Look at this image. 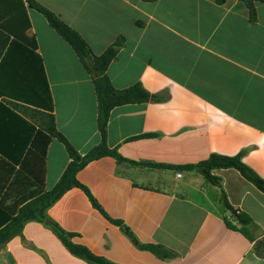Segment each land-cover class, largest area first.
Segmentation results:
<instances>
[{
	"label": "crops",
	"instance_id": "crops-1",
	"mask_svg": "<svg viewBox=\"0 0 264 264\" xmlns=\"http://www.w3.org/2000/svg\"><path fill=\"white\" fill-rule=\"evenodd\" d=\"M33 1L75 31L95 56L124 39L106 70L115 89L140 83L151 95H168L112 109L106 145L120 160L102 157L76 173L106 217L78 187L50 205L47 217L72 243L113 264H264L254 251L264 243V193L234 169L212 172L218 187L184 168L212 154L240 155L264 179V3H255L256 21L250 22L241 0ZM18 2L0 0V225L4 212L50 191L70 162L54 138L40 159L35 131L47 112L5 93L24 90L28 97L35 54L57 132L80 155L100 142L92 76L43 16L26 0L20 12ZM222 192L232 211L220 201ZM233 211L251 224L239 225ZM148 244L174 257L161 260L138 248ZM0 264L88 263L46 225L30 220L0 246Z\"/></svg>",
	"mask_w": 264,
	"mask_h": 264
},
{
	"label": "trees",
	"instance_id": "trees-1",
	"mask_svg": "<svg viewBox=\"0 0 264 264\" xmlns=\"http://www.w3.org/2000/svg\"><path fill=\"white\" fill-rule=\"evenodd\" d=\"M249 14L250 22L256 21L255 3H264V0H241ZM218 4H223L225 0H216ZM28 8L36 11L46 20L49 27L63 40L65 41L75 55L80 60L84 70L92 76V83L97 103V129L100 137V142L97 146L93 147L87 154L80 155L74 147L66 140V138L57 132L54 125V117L52 116L53 102L49 93L48 85L44 75L42 61L38 55L35 54L33 62V87L29 88L28 97L25 95V91H19V95H13L12 93L5 92L9 96H14L19 102L28 104L36 110H42L47 112V122L43 126L39 125L38 130L35 131L36 150L42 146V156L44 158V145L47 144L52 138L61 143L70 159L67 167L65 168L58 183L48 192L40 193L28 203L24 204L19 209L10 210L9 214H3V219L0 225V246L3 245L11 237L21 232L25 222L34 220L46 225L60 240L64 247L75 257L87 262L88 264H113L109 261L93 255L87 248L74 244L70 241V236L62 231L53 221H51L47 215L46 210L52 205L65 191L72 187H78L84 191L87 195L91 205L98 210L103 216L104 212L100 206L96 203L90 193L82 187L76 181V173L82 169L85 165L93 160H97L102 157H113L120 160L115 150H110L106 145V126L109 118V114L112 109L129 104H142L148 102H161L168 98L166 93L151 95L148 93L140 83H136L126 89H115L110 80L106 76V70L110 63L117 59V54L120 48L124 44V39L119 37L112 45H110L101 55L95 56L82 40V38L63 23L52 12L36 3L33 0H26ZM17 7L19 11L24 13L25 8L22 0H19ZM1 71V67H0ZM30 87V83H29ZM38 112V111H36ZM38 123H36L37 125ZM27 126L31 129V125L27 123ZM39 137L43 138L44 144L38 141ZM37 158L38 155H36ZM155 167H161L159 165H152ZM186 170H196L200 173L210 184L214 186H220V180L212 175L215 170L222 169H234L242 178L254 185L259 191L264 193V179L258 177L252 170H250L241 161V156L226 157L221 155L212 154L205 161L198 163L197 165L184 167ZM220 201L224 207L232 211V207L226 200L224 193H221ZM2 211V210H0ZM106 217V216H105ZM235 220L239 225L245 227L251 224L250 218L243 213H238ZM121 229L132 237V234L121 224L116 222ZM140 250H145L154 254L161 260L172 259L174 255L160 245H138ZM254 251L258 256L264 257V243L259 242L255 245Z\"/></svg>",
	"mask_w": 264,
	"mask_h": 264
},
{
	"label": "water",
	"instance_id": "water-1",
	"mask_svg": "<svg viewBox=\"0 0 264 264\" xmlns=\"http://www.w3.org/2000/svg\"><path fill=\"white\" fill-rule=\"evenodd\" d=\"M233 216H236V213L233 211L232 213H231Z\"/></svg>",
	"mask_w": 264,
	"mask_h": 264
}]
</instances>
